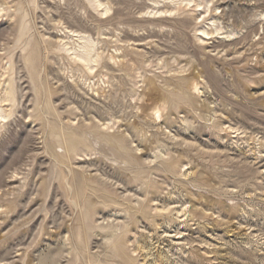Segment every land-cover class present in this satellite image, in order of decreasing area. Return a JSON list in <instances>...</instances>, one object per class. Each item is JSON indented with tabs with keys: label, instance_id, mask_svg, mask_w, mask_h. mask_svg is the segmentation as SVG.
<instances>
[{
	"label": "rangeland",
	"instance_id": "obj_1",
	"mask_svg": "<svg viewBox=\"0 0 264 264\" xmlns=\"http://www.w3.org/2000/svg\"><path fill=\"white\" fill-rule=\"evenodd\" d=\"M0 115V264H264V0H0Z\"/></svg>",
	"mask_w": 264,
	"mask_h": 264
},
{
	"label": "bare ground",
	"instance_id": "obj_2",
	"mask_svg": "<svg viewBox=\"0 0 264 264\" xmlns=\"http://www.w3.org/2000/svg\"><path fill=\"white\" fill-rule=\"evenodd\" d=\"M111 1V0H110ZM114 2V1H113ZM3 5V4H2ZM110 5V4H109ZM108 5V6H109ZM58 7V6H57ZM3 10L5 9L4 7L2 8ZM55 10V9H54ZM106 12H108V8H106V10H105ZM161 12V11H160ZM58 13H60V12H58ZM55 15V14H54ZM60 16H61V14H60ZM57 18H59V16H57ZM73 18V17H72ZM71 18V19H72ZM28 19V18H27ZM74 19V18H73ZM55 20V19H54ZM65 20V19H64ZM69 20V19H68ZM150 20V19H149ZM24 21V20H23ZM22 21V22H23ZM59 22V21H58ZM67 22H69V21H67ZM66 22V23H67ZM162 22V21H161ZM24 24V23H23ZM59 24V23H58ZM61 24H62V22H61ZM75 24V23H74ZM106 24H107V22H106ZM69 28V27H68ZM28 30H29V28L28 27H24V29H23V31H22V34H21V38H24L27 34H28ZM77 30V29H76ZM81 30V29H80ZM89 31V30H88ZM88 35V34H87ZM28 39V38H27ZM64 41V40H63ZM27 42H28V40H27ZM99 43V42H98ZM225 44V43H224ZM219 45V44H218ZM168 48V47H167ZM213 48V47H212ZM218 48V47H217ZM220 48V47H219ZM232 48V47H231ZM34 49V48H33ZM99 50V49H98ZM175 50V49H174ZM209 50H211V49H209ZM33 51H36V49L35 50H33ZM31 52H32V48H31ZM30 52V53H31ZM171 52V51H170ZM185 52V51H184ZM36 53V52H35ZM178 53H179V51H178ZM182 53V52H181ZM184 54V53H183ZM28 55V54H27ZM31 55V54H30ZM174 55H175V53H174ZM194 55V54H193ZM26 57V56H25ZM161 57V56H160ZM174 57V56H173ZM84 59L86 60V61H88V62H90V60H91V49L89 48V47H86V53H85V57H84ZM116 59H117V57H116ZM120 59V58H119ZM112 60H114V59H112ZM35 61H36V59H35ZM189 61V60H188ZM26 62V61H25ZM35 64H36V62H35ZM30 65V64H29ZM14 66V65H13ZM27 66H28V64H27ZM37 66V65H36ZM30 68V67H29ZM203 70V69H202ZM38 73V72H37ZM198 73H196L195 74V76L197 75ZM200 75V74H199ZM198 75V76H199ZM194 76V75H193ZM197 77V76H196ZM189 78V77H188ZM171 81H173V80H171ZM197 82V81H196ZM198 82H200V81H198ZM173 83L174 82H171V85L174 87V85H173ZM169 84V83H168ZM181 84V83H180ZM200 84V83H199ZM170 85V86H171ZM182 85V84H181ZM197 85V84H196ZM190 86H192V84L190 85ZM193 87H195V86H193ZM165 88V87H164ZM176 89V88H175ZM193 89V88H192ZM197 89H199L198 88V86H197ZM178 89H176V91H177ZM190 90V89H189ZM195 90V89H194ZM200 90H198V92H199ZM170 92V91H169ZM172 92V91H171ZM159 93V92H158ZM156 95V94H155ZM171 95V94H170ZM169 95V96H170ZM47 97V96H46ZM172 97V96H171ZM152 98V97H151ZM155 98V97H154ZM163 98V97H162ZM161 100V98L159 99V101ZM163 100V99H162ZM161 104V103H160ZM162 106V105H161ZM157 107H159V106H157ZM79 108V107H78ZM160 108H162V107H160ZM165 107L163 106V109H164ZM159 109V108H158ZM161 110V109H160ZM159 111V110H158ZM155 112H156V108H155ZM161 112V111H160ZM159 112V113H160ZM89 114V113H88ZM91 114V113H90ZM87 115V114H86ZM95 116V115H94ZM85 117V116H84ZM101 118H102V116H100ZM155 117V116H154ZM0 118H2V116L0 115ZM95 118V117H94ZM88 120H89V118H88ZM99 120V119H98ZM5 121V120H4ZM90 121V120H89ZM103 123H105V122H103ZM105 125V124H104ZM132 128V127H131ZM57 129V128H56ZM126 130H127V128H126ZM136 130H137V128H136ZM135 130V131H136ZM60 132V131H59ZM82 134V133H81ZM89 136H90V134H89ZM92 136V135H91ZM94 136V135H93ZM92 136V137H93ZM179 136V135H178ZM89 138V137H88ZM178 138V137H177ZM180 138V137H179ZM58 139V138H57ZM186 139V138H185ZM187 140V139H186ZM158 142V141H157ZM98 143V142H97ZM107 143V142H106ZM159 143V142H158ZM178 143H180V142H178ZM178 143H177V145H178ZM90 144V143H89ZM94 144V143H93ZM99 144V143H98ZM103 145V144H102ZM162 145V144H161ZM97 146V145H96ZM179 146V145H178ZM104 147V146H103ZM52 148V147H51ZM160 148H162V147H160ZM159 148V149H160ZM95 149V148H94ZM84 150V149H83ZM103 151V150H102ZM117 154V153H116ZM106 156V155H105ZM118 158V157H117ZM121 160V159H120ZM123 161H124V159H123ZM118 162V161H117ZM128 163V162H127ZM125 164V163H124ZM131 164V163H130Z\"/></svg>",
	"mask_w": 264,
	"mask_h": 264
}]
</instances>
